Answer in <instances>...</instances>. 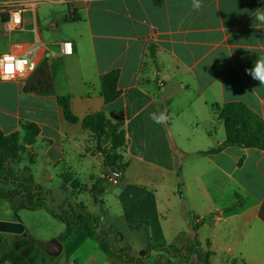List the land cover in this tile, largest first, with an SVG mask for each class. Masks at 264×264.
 <instances>
[{
  "label": "crops",
  "instance_id": "crops-1",
  "mask_svg": "<svg viewBox=\"0 0 264 264\" xmlns=\"http://www.w3.org/2000/svg\"><path fill=\"white\" fill-rule=\"evenodd\" d=\"M202 3L197 11L192 0H0V58L30 55L37 68L48 61L55 90L27 93L33 73L0 74V133L23 137L22 125L34 123L40 134L26 150L32 159L41 156L49 171L67 164L68 151L77 149L104 167L105 178L112 169L81 122L65 120L57 98L68 97L80 121L98 112L117 115L124 119L120 153L127 168L116 199L125 206L126 225L147 227L150 245L170 247L184 235L174 249L197 235L202 249L214 253L210 264H264V151L230 146L209 152L225 141L219 116L225 104L242 103L264 121V85L245 71L264 56V24L254 17L264 0ZM18 4L28 5L22 27L7 31ZM65 43L72 44L71 55ZM115 70L120 96L106 103L101 79ZM153 112H164L167 122L154 123ZM24 196L15 184L0 185V221L18 222L15 209L18 216L27 209ZM236 201L242 205L229 210ZM193 217L209 221L195 232ZM110 260L126 264L118 254Z\"/></svg>",
  "mask_w": 264,
  "mask_h": 264
},
{
  "label": "trees",
  "instance_id": "trees-1",
  "mask_svg": "<svg viewBox=\"0 0 264 264\" xmlns=\"http://www.w3.org/2000/svg\"><path fill=\"white\" fill-rule=\"evenodd\" d=\"M119 71L115 70L105 74L101 79V94L106 103L117 100L120 96L118 90ZM25 91L34 94H54V82L48 61H43L37 70L26 80ZM58 104L63 110L64 118L68 123L77 124L81 122L84 131L88 132L96 143L97 152L104 158L106 167L123 171L127 168L124 157L120 151L126 146V135L124 130V119L117 115H107L105 112L93 113L86 116L81 121L74 115L71 109V102L68 97H58ZM220 119L224 123L226 138L219 149H212L210 153L217 152L222 148L230 146L258 148L264 151V121L242 103L225 104L219 111ZM23 137L20 132L9 135L0 133V185L15 184L24 193L25 208L29 210L43 209L50 212L56 219L66 225V230L62 234L60 241H64L73 234L77 227L84 226L91 236L95 237L101 244L109 258L118 254L123 257L126 264H145L151 251H165L163 246L148 245L146 257L134 258L129 255L128 250L117 251L114 247L115 239L108 235L97 234L98 222L81 205L63 215L51 212L45 203L44 193L37 189L34 184L30 169L17 170L22 154L27 147H32L40 134V128L34 123L22 125ZM96 191V190H95ZM181 195V194H180ZM242 203L236 201L229 210L240 207ZM19 208L15 209V217L21 222L18 216ZM203 220L199 223L193 217L191 223L195 232L208 223ZM140 228V225L133 229ZM173 256L178 257L182 262L188 264L193 255L197 258V264H210V258L214 255L211 251H204L201 243L196 237L190 240L184 247L174 249ZM3 262L13 264H29L25 257L18 253L5 254ZM155 264H162L156 261Z\"/></svg>",
  "mask_w": 264,
  "mask_h": 264
},
{
  "label": "rangeland",
  "instance_id": "rangeland-1",
  "mask_svg": "<svg viewBox=\"0 0 264 264\" xmlns=\"http://www.w3.org/2000/svg\"><path fill=\"white\" fill-rule=\"evenodd\" d=\"M80 144L85 146L83 140H80ZM78 152L77 149L68 151L67 164H61L59 168L49 171L41 156L32 159V153L26 152L22 154L16 169H31L34 183H37L44 193L46 206L51 212L63 215L66 212L62 210L70 212L75 208L74 206L70 209L68 203L84 204L86 212L98 222L97 234L114 238V247L117 251L128 247L134 256L143 258L145 251L142 246L146 243L150 245L151 235L145 226L135 230L131 225H126L123 216L125 206L116 199L122 179H119L120 183L119 181L109 183L107 177L101 178L106 172L104 167L94 165L91 160H85ZM115 173V170H108L107 175H113L115 178ZM95 182H98V188L95 187L97 191L94 189L90 192L85 189ZM102 189L105 190L104 193ZM19 216L20 223L25 227V233L22 235L0 233V264H13L1 260L5 254L12 252L23 255L29 264H73L75 261L84 264L87 260L89 261L85 264H113L101 248L100 242L89 234L86 227L76 229L73 235L69 236L70 238L67 237L69 238L67 241L66 238L62 242L60 238L66 230V225L50 212L43 209H22ZM52 239L59 240L63 245V250L58 256H51L45 250V244ZM183 241L184 235L170 241V247L163 246L166 248L165 252L155 250L153 255H149L150 258L145 264H155L159 260L162 264L176 262L186 264L172 254L173 242L179 244ZM192 258L195 260L196 256Z\"/></svg>",
  "mask_w": 264,
  "mask_h": 264
},
{
  "label": "clouds",
  "instance_id": "clouds-1",
  "mask_svg": "<svg viewBox=\"0 0 264 264\" xmlns=\"http://www.w3.org/2000/svg\"><path fill=\"white\" fill-rule=\"evenodd\" d=\"M204 7L202 0H192V8L199 11ZM255 20L261 24H264V9H257L254 13ZM29 64L27 57L18 58L14 55L4 54L0 58V69H2L3 78L14 77L15 74L23 72L25 66ZM35 68V65H32ZM253 79L258 80L260 85H264V56H259L254 63V67L245 70ZM150 119L156 124H165L168 120V116L164 112L158 114L153 112L150 114Z\"/></svg>",
  "mask_w": 264,
  "mask_h": 264
},
{
  "label": "built area",
  "instance_id": "built-area-1",
  "mask_svg": "<svg viewBox=\"0 0 264 264\" xmlns=\"http://www.w3.org/2000/svg\"><path fill=\"white\" fill-rule=\"evenodd\" d=\"M51 3H57V2H62L64 0H48ZM27 4H18L14 7H12V11L10 12V19L6 24V27L8 28L7 31L9 30H18L21 29L22 27V23H23V13L26 11L27 9ZM65 49H64V53L66 55H71L73 53V48H72V44L71 43H65L64 44ZM11 55V54H9ZM16 56V55H14ZM18 58H24V57H19L16 56ZM29 60V64L25 66V69L23 72H17L15 74L14 77H9L7 79H12V78H16L19 76H29L30 74L34 73L37 69V64L31 59L30 55L27 57ZM32 65H35V68H32ZM0 74L1 77L3 78L2 75V69H0ZM5 79V78H3ZM123 177V171H118L115 173V178L113 177V175H109L107 176V180L109 183H117L119 181V179H121ZM73 264H77V263H73Z\"/></svg>",
  "mask_w": 264,
  "mask_h": 264
},
{
  "label": "water",
  "instance_id": "water-1",
  "mask_svg": "<svg viewBox=\"0 0 264 264\" xmlns=\"http://www.w3.org/2000/svg\"><path fill=\"white\" fill-rule=\"evenodd\" d=\"M0 233L22 235L25 233V227L20 222L0 221ZM45 250L51 256H58L63 250V245L59 240L52 239L45 244ZM174 264H179V262Z\"/></svg>",
  "mask_w": 264,
  "mask_h": 264
}]
</instances>
